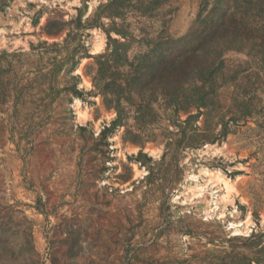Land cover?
I'll use <instances>...</instances> for the list:
<instances>
[{
    "label": "rangeland",
    "instance_id": "374dc122",
    "mask_svg": "<svg viewBox=\"0 0 264 264\" xmlns=\"http://www.w3.org/2000/svg\"><path fill=\"white\" fill-rule=\"evenodd\" d=\"M263 208L264 0H0V264H264Z\"/></svg>",
    "mask_w": 264,
    "mask_h": 264
},
{
    "label": "bare ground",
    "instance_id": "6f19581e",
    "mask_svg": "<svg viewBox=\"0 0 264 264\" xmlns=\"http://www.w3.org/2000/svg\"><path fill=\"white\" fill-rule=\"evenodd\" d=\"M102 44V39H98L95 43V45L97 47H100ZM82 66V65H81ZM80 66V67H81ZM89 78H86V80H88ZM106 109H102V113H105ZM88 112V109H84V111H81L79 114L81 117L85 116V114ZM146 146L150 147L153 152V150H157L160 148L159 144H155V143H148ZM230 151H236V147L234 145L229 144V146L227 147ZM212 179H215L214 181H219V183L222 184L223 186V193L222 196L220 197L222 199V202L227 203L231 197V194H234L236 192H240V194L244 197H249L248 191H247V187H246V183L245 181L242 180H230L227 177L224 176V174L222 172H217L215 174L211 175ZM264 210V208H263Z\"/></svg>",
    "mask_w": 264,
    "mask_h": 264
},
{
    "label": "water",
    "instance_id": "95a60500",
    "mask_svg": "<svg viewBox=\"0 0 264 264\" xmlns=\"http://www.w3.org/2000/svg\"><path fill=\"white\" fill-rule=\"evenodd\" d=\"M45 36L49 39L51 38H57V35L56 34H52V33H49V32H46L45 33ZM60 36H58L59 38ZM148 143H154V142H147L146 144H142V145H138L142 150L145 148V146L148 144ZM137 146V147H138ZM133 177H134V173H133Z\"/></svg>",
    "mask_w": 264,
    "mask_h": 264
}]
</instances>
